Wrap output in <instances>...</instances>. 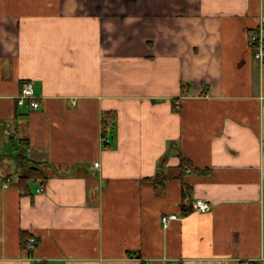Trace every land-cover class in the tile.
Instances as JSON below:
<instances>
[{
	"label": "crops",
	"instance_id": "0c3cea01",
	"mask_svg": "<svg viewBox=\"0 0 264 264\" xmlns=\"http://www.w3.org/2000/svg\"><path fill=\"white\" fill-rule=\"evenodd\" d=\"M262 26L264 0H0V264H264Z\"/></svg>",
	"mask_w": 264,
	"mask_h": 264
},
{
	"label": "built area",
	"instance_id": "2783aa9c",
	"mask_svg": "<svg viewBox=\"0 0 264 264\" xmlns=\"http://www.w3.org/2000/svg\"><path fill=\"white\" fill-rule=\"evenodd\" d=\"M250 44L254 48L255 53V59L258 62H262L264 59V26H262L260 29H258L255 33H252L250 35ZM17 105L22 106H29L33 110H37L40 108V103L38 102V99L35 96L34 92V84L31 81L26 82L21 90L19 95L16 98ZM102 141L104 143H109V140L107 138H103ZM98 163H95V167H98ZM38 193H42L43 189L40 188L37 190ZM212 209V206L203 199H198L192 204V210L194 213L198 214H206L210 212ZM181 216L176 213H170L166 214L162 217L161 221L164 226V228H167L169 224L172 221L181 220ZM37 246V240L35 237L29 238L26 249L28 252L34 253ZM242 264H250L248 261L242 262Z\"/></svg>",
	"mask_w": 264,
	"mask_h": 264
},
{
	"label": "trees",
	"instance_id": "16d2710c",
	"mask_svg": "<svg viewBox=\"0 0 264 264\" xmlns=\"http://www.w3.org/2000/svg\"><path fill=\"white\" fill-rule=\"evenodd\" d=\"M114 116L112 114H107L106 117L103 119V131L104 133L107 132V130L113 126L114 123ZM1 160V157H0ZM15 163V171L17 174V185L18 188L22 193H26L29 188L30 184L32 183H39L41 186H45L47 183V176L45 175L41 164L33 162L29 158L23 155H16L14 158ZM191 167V164L189 160L184 158L183 156H180V171L181 174H185L187 169ZM198 170H194V173H197ZM154 182H156L157 187L161 188L164 186L166 182V177L164 174H160L157 178H155ZM28 239L26 240L24 238L22 242V246L26 249ZM32 254L31 252H29Z\"/></svg>",
	"mask_w": 264,
	"mask_h": 264
},
{
	"label": "rangeland",
	"instance_id": "374dc122",
	"mask_svg": "<svg viewBox=\"0 0 264 264\" xmlns=\"http://www.w3.org/2000/svg\"><path fill=\"white\" fill-rule=\"evenodd\" d=\"M12 149V148H11ZM10 169V171H11V174L14 176L13 178H17V174H16V172L13 170V169H11V168H9Z\"/></svg>",
	"mask_w": 264,
	"mask_h": 264
}]
</instances>
